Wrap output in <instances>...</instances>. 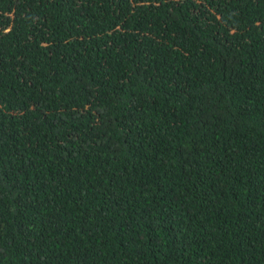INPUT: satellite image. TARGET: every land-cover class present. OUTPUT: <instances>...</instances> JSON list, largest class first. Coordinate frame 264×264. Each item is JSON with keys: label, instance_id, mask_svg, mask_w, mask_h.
I'll list each match as a JSON object with an SVG mask.
<instances>
[{"label": "trees", "instance_id": "obj_1", "mask_svg": "<svg viewBox=\"0 0 264 264\" xmlns=\"http://www.w3.org/2000/svg\"><path fill=\"white\" fill-rule=\"evenodd\" d=\"M0 264H264V0H0Z\"/></svg>", "mask_w": 264, "mask_h": 264}]
</instances>
